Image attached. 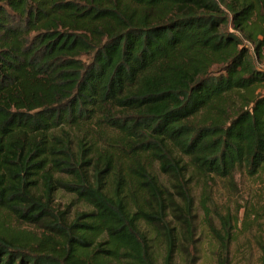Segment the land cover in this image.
<instances>
[{
    "label": "trees",
    "instance_id": "trees-1",
    "mask_svg": "<svg viewBox=\"0 0 264 264\" xmlns=\"http://www.w3.org/2000/svg\"><path fill=\"white\" fill-rule=\"evenodd\" d=\"M206 234L264 264V0H0V264H200Z\"/></svg>",
    "mask_w": 264,
    "mask_h": 264
},
{
    "label": "rangeland",
    "instance_id": "rangeland-1",
    "mask_svg": "<svg viewBox=\"0 0 264 264\" xmlns=\"http://www.w3.org/2000/svg\"><path fill=\"white\" fill-rule=\"evenodd\" d=\"M237 185L238 190L236 193L232 192L230 189L227 188V182L221 181L219 179H216L214 182L211 183V190H212V200L214 204H216L220 209L222 207H225L226 205L231 203L232 209H236L238 207L237 204H235V201L241 199L243 197L246 199L248 197L249 191H250V185L247 178H237ZM195 197L197 201V216H198V222L201 227V229L204 227L203 225V212L200 208V199H201V190L200 188H197L195 190ZM235 194V197L234 195ZM58 203L60 204V207L62 209H65L69 204H73L72 212L75 213L76 210H85L86 207L83 204H78L77 202H73V198L70 195L61 193L58 196L57 199ZM30 230H34L33 228ZM205 236H203V240L200 244L201 248V262L200 264H213L212 262V254H211V243L209 239ZM207 238V239H206ZM250 235L244 234L240 236L239 243L234 245L233 247V253L234 256L237 255V259L241 264H247V261L244 260V256L248 257L249 259H252L251 264H254L258 255V251L254 249L253 255L250 254L249 244H250ZM252 241V239H251Z\"/></svg>",
    "mask_w": 264,
    "mask_h": 264
}]
</instances>
